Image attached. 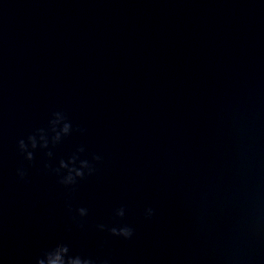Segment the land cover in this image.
Segmentation results:
<instances>
[{"label": "water", "instance_id": "water-1", "mask_svg": "<svg viewBox=\"0 0 264 264\" xmlns=\"http://www.w3.org/2000/svg\"><path fill=\"white\" fill-rule=\"evenodd\" d=\"M53 110L85 129L56 159L102 157L73 189L17 150ZM119 222L132 238L95 227ZM60 240L109 264H264V0H0V264Z\"/></svg>", "mask_w": 264, "mask_h": 264}, {"label": "clouds", "instance_id": "clouds-1", "mask_svg": "<svg viewBox=\"0 0 264 264\" xmlns=\"http://www.w3.org/2000/svg\"><path fill=\"white\" fill-rule=\"evenodd\" d=\"M77 132L83 134L85 129L75 126L63 110H53L43 126L35 127L26 137L18 139L17 150L23 159L28 162L33 161L34 152L37 149L41 150L46 158L43 163L44 170L47 173L54 174L59 185L66 189H73L79 180L96 172L95 162L102 159L101 155L96 153H92L90 158L85 155L86 146L84 144H78L66 158L63 156L58 159L55 158L54 150ZM27 174V169L22 166L16 169V175L21 180L25 179ZM69 210L71 211L70 205ZM75 213L74 221L79 227L83 228L81 218L88 215L89 209L80 206L75 209ZM125 215L126 207L124 205L114 209L115 217L122 218ZM143 215L146 218L151 217L153 209L146 207ZM95 227L99 231L106 230L112 236L124 240L132 238L134 234V228L125 222H119L111 226L98 223ZM35 264H109V261L107 259L98 261L91 256L72 251L68 243L60 240L42 250L41 254L36 257Z\"/></svg>", "mask_w": 264, "mask_h": 264}]
</instances>
